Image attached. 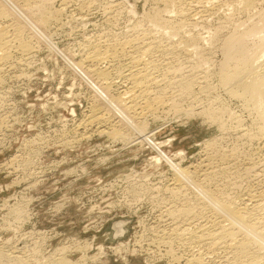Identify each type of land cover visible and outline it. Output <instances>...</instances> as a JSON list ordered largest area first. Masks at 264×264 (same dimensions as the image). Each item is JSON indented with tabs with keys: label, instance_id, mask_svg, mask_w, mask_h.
Instances as JSON below:
<instances>
[{
	"label": "bare ground",
	"instance_id": "6f19581e",
	"mask_svg": "<svg viewBox=\"0 0 264 264\" xmlns=\"http://www.w3.org/2000/svg\"><path fill=\"white\" fill-rule=\"evenodd\" d=\"M70 2L71 0H60L59 8L53 10L48 6L49 0H0V87L4 83L6 71L28 65L29 56L35 49L32 35L38 39L42 38L49 46L52 45L43 31L51 22L57 20ZM152 2L154 3L152 11L142 20L134 21L136 24L131 26L132 33L121 39L105 37L97 40L96 38L95 41H90L86 48L84 47V53L81 52L83 54L76 62H71L72 68L89 80L106 104L104 107L99 100L94 101L95 103L84 115L85 118L75 123L74 128L82 129L81 133L78 132L80 137H89L97 132L114 139H122L126 143L145 141L158 150L160 157L156 159L163 158L170 164L174 177L170 186L166 188L173 199L171 198V203L165 205L163 210H159L156 217L158 225L162 223L163 226L165 223L170 226L168 237H165L167 235H164V232L162 236L159 234L160 238L158 236L159 242L162 241L166 244V248L168 246L170 248L169 250L163 248V251L171 252V243L175 238L181 240L186 238L190 243L191 253L185 260H183L184 256L178 255L182 257L178 259L174 251L171 252L175 254L176 259L172 258L178 264H204L207 259L205 257L211 255L218 258L220 264H264V161H259L260 163L255 161L256 158L252 157L255 151L252 153L241 151L236 144L233 145L234 147L230 145V149H227L229 147H226V144L223 146L217 140L225 137L224 134H227L231 126L236 130L238 128L239 138L251 142L258 140L264 144V0H152ZM79 9L81 10L80 6ZM213 53L219 54V60L216 59L215 63ZM213 77L215 81L211 80ZM113 88H118L116 94L110 93ZM2 89H0V114L4 110L2 106L5 104L4 96L8 95V93L3 95L6 88ZM180 101L190 103L188 104L190 113L201 114L219 130L218 136L204 142L207 152L197 164L191 165L192 168L182 167L173 162L165 152L159 150L155 142L149 139L150 134L145 131L146 116L157 115L159 109L166 107L178 112L182 107V103L178 104ZM231 106L238 107L240 113L237 111L238 114ZM110 111L118 115L116 117L119 118L118 121L127 124L135 134L132 132L134 135L129 133L127 136L120 130L121 128L116 127L118 122H113L114 115H110ZM6 113L8 112H5V115ZM244 113L249 116L247 127L244 126ZM231 130L230 128V132ZM1 131L0 129V135L3 136ZM130 134L132 136H129ZM3 138L0 136V141ZM21 143V145L25 144V142ZM181 152L177 153L181 154ZM24 159L21 154L15 153L1 163L2 169L11 174L8 169L13 168L14 165L18 168ZM28 162L31 163L29 159ZM218 175L224 178L225 183L219 178L223 185L213 186L212 181L215 180L216 183ZM163 197V200L166 199V196ZM124 223L125 221H118L114 225L116 236L125 233ZM25 246L20 243L13 244L6 252L2 249L5 253L0 254V263L4 264L1 262L3 256L24 261V255L22 256L21 253L27 248ZM65 251L64 248H57L54 252L58 255L55 256L56 263L84 264L67 258Z\"/></svg>",
	"mask_w": 264,
	"mask_h": 264
},
{
	"label": "rangeland",
	"instance_id": "374dc122",
	"mask_svg": "<svg viewBox=\"0 0 264 264\" xmlns=\"http://www.w3.org/2000/svg\"><path fill=\"white\" fill-rule=\"evenodd\" d=\"M53 1L49 0L48 6L56 10L59 8L60 0ZM145 1L71 0L57 20L51 22L43 31L52 45L49 46L42 38L38 39L32 35L35 49L29 56L28 65L10 68L4 73V83L1 84L4 88L0 87V89L6 88L2 94L8 93V95L4 96L5 104L2 105L4 110L0 114V120L2 119L0 129L3 134L0 136L4 137L0 141V254L5 253L13 244L21 243L28 248L27 251L24 247L25 250L21 253L25 256H23L24 261L3 256L1 262L4 264H58L56 263L58 255L54 254L57 248H64L67 258L84 264H178L173 260L176 259L175 254L178 259H182L178 255L184 256L183 260L190 256V243L186 238L183 239L185 241L179 238L171 241V252L175 253H172L173 255L169 251H163L170 248L169 246L166 248V244L162 241L159 242L163 232L167 235L165 237L169 236L170 226L165 223V226H162V223L158 225L156 216L160 209L163 210L165 205L171 203V193L166 187L170 186L174 176L172 167L166 160L156 159L160 157L158 150L145 141L126 143L122 139H114L104 133L96 132L89 137H80L78 132L81 133L82 129L79 131L74 128L77 122L85 118L84 115L95 103L94 101L99 100L104 107L106 104L89 80L72 68L71 62H76L84 53L85 46L96 38L97 40L105 37L121 39L132 33V24L134 26L135 22L149 15L154 7L152 0ZM212 55L214 63L216 59L219 60V54ZM211 80L215 81V78ZM117 90L118 88H113L110 93L116 94ZM178 104L185 108L181 107L180 111H176L177 113L166 107L159 109L155 117L146 116L144 121L147 119L148 122L146 121L145 131L149 132V139L155 142L159 150L165 152L173 162L182 167L192 168L191 165L197 164L207 152L204 142L218 136L219 130L201 114L190 113L188 106L190 103L180 101ZM234 107L232 108L240 113L239 108ZM4 111L8 113L5 115ZM110 115H114L113 122H118L116 127L121 128L124 134L128 136L129 133L135 132L127 124L118 121L119 118H116L118 115L113 111H110ZM246 115L244 113V126L249 125V116ZM230 128L227 134H224L226 135L223 137L224 140L217 139L218 142L223 146L226 144V147L230 145L234 147L236 144L237 148L244 152L255 151L252 153V157L256 158L255 161H264V144L261 141L262 144L258 140L251 142L241 139L238 137V128V132L233 127ZM131 134L129 136H132ZM21 142L25 144L21 145ZM179 151H182L181 154L177 153ZM15 153L21 154L25 161L21 162L22 166L16 165L18 168L15 165L9 168L10 174L2 169L1 163ZM219 178L225 183L224 178L218 175V180L216 179L218 182L212 181L213 186L223 185ZM163 196H166V199ZM118 221H125L126 230L121 236L114 234V225ZM156 239L158 242H155ZM205 258L207 259L204 264L219 263L218 258L213 255Z\"/></svg>",
	"mask_w": 264,
	"mask_h": 264
}]
</instances>
